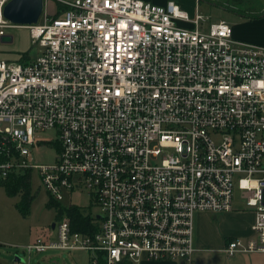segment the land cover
Returning a JSON list of instances; mask_svg holds the SVG:
<instances>
[{
	"label": "built area",
	"instance_id": "obj_1",
	"mask_svg": "<svg viewBox=\"0 0 264 264\" xmlns=\"http://www.w3.org/2000/svg\"><path fill=\"white\" fill-rule=\"evenodd\" d=\"M8 1L0 45L20 26L5 16ZM56 1L59 16L26 26L40 54L0 57V177L38 169L53 199L85 190L99 212L87 209V231L65 214L55 238L28 252L196 264V213L241 201L254 210L253 234L224 252L264 253V45L237 40L224 20L208 25L198 10L191 17L176 0ZM48 131L56 160L34 164Z\"/></svg>",
	"mask_w": 264,
	"mask_h": 264
},
{
	"label": "rangeland",
	"instance_id": "obj_2",
	"mask_svg": "<svg viewBox=\"0 0 264 264\" xmlns=\"http://www.w3.org/2000/svg\"><path fill=\"white\" fill-rule=\"evenodd\" d=\"M45 2V12L55 8L57 11V7H52L54 4L57 5L55 0H45ZM64 8L61 4L59 11L61 12ZM253 10L248 11V7H212L207 5L198 9L200 14L208 18V25L224 20L231 26L240 16L244 18L242 15L253 12ZM8 33L12 36V40L0 45L1 57L6 55V58L16 59L24 53L36 57L42 51L38 44L33 43L30 29L26 26H16L9 29ZM40 136L52 141L33 150L34 164L53 163L60 148L55 140L56 134L54 131H48ZM30 181L33 199L27 216H24L17 208L21 193L9 196L5 187L0 185V264H88L89 254L84 250L28 252L27 246L37 239L48 241L50 238H55L57 232L52 228V225L59 220L57 207L51 200L53 197L47 191L38 169H33ZM235 196L240 197V190L237 187ZM60 203L64 207L75 205L90 209L96 214L99 212L98 205L85 190L64 193V198ZM243 207L245 210H253L246 205Z\"/></svg>",
	"mask_w": 264,
	"mask_h": 264
},
{
	"label": "crops",
	"instance_id": "obj_3",
	"mask_svg": "<svg viewBox=\"0 0 264 264\" xmlns=\"http://www.w3.org/2000/svg\"><path fill=\"white\" fill-rule=\"evenodd\" d=\"M144 1H150L158 5H165L168 2V0ZM176 1L191 17L195 16L199 7H205L206 5L212 7H248V11L254 9L253 12L242 15L244 18L240 16L232 24L234 36L242 42L264 45V0ZM55 2L57 5L54 4L52 7H57V11L55 10L56 8L52 11L49 9L48 12L44 10V13H47L49 17H56L62 13V11H59L61 4L56 0ZM180 24L185 27L192 26L189 22H181ZM10 37L12 40L11 35ZM5 42L3 38V43ZM4 57L1 58L10 59L6 58V55ZM243 205L241 201H237L232 211L219 214L202 211L196 213L195 245L198 249L196 252V264H264V253L262 252L234 256H228L224 252V248L231 239L236 237L247 238L253 234L252 225L255 220V213L253 210H245ZM142 264H178V262L174 260L151 261L144 258Z\"/></svg>",
	"mask_w": 264,
	"mask_h": 264
},
{
	"label": "trees",
	"instance_id": "obj_4",
	"mask_svg": "<svg viewBox=\"0 0 264 264\" xmlns=\"http://www.w3.org/2000/svg\"><path fill=\"white\" fill-rule=\"evenodd\" d=\"M28 53H24L27 56ZM33 169H26L23 171L13 172L9 177L3 179L0 177V185H3L9 196H16L21 193V198L17 202V208L24 215L27 216L30 212V203L33 199L30 188V179ZM52 203L57 207L58 218L63 217L65 214L70 218L72 226L75 230L87 231L93 230L92 214L86 208L80 206L64 207L60 201L51 199ZM56 224V223H55Z\"/></svg>",
	"mask_w": 264,
	"mask_h": 264
},
{
	"label": "water",
	"instance_id": "obj_5",
	"mask_svg": "<svg viewBox=\"0 0 264 264\" xmlns=\"http://www.w3.org/2000/svg\"><path fill=\"white\" fill-rule=\"evenodd\" d=\"M45 10V0H9L5 6V16L15 25L27 26L37 24ZM11 41L10 35L4 37ZM56 226L53 223L52 228Z\"/></svg>",
	"mask_w": 264,
	"mask_h": 264
}]
</instances>
